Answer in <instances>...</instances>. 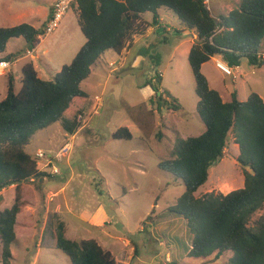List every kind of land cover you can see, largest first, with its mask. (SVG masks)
<instances>
[{
    "label": "rangeland",
    "instance_id": "rangeland-1",
    "mask_svg": "<svg viewBox=\"0 0 264 264\" xmlns=\"http://www.w3.org/2000/svg\"><path fill=\"white\" fill-rule=\"evenodd\" d=\"M56 1L0 0V28L26 23L43 31L46 16ZM240 2L210 0L208 5L218 18L228 16ZM162 14L169 16L164 17V26L171 27V32L160 30L157 39L152 36L143 41L137 36L139 40L132 49L127 48L131 49L129 55L107 51L90 82L81 84L89 99L56 124L38 131L26 147L33 157L37 152L60 155L65 146L69 151L53 159L49 168L44 161L38 164L47 176L30 183L29 202L23 214L32 217L34 233L20 237L13 245L11 264H72L55 247L52 235L59 219L68 225V239L95 240L123 264H226L227 255L219 261L214 256L205 260L189 257L192 235L185 219L169 210L184 194L185 185L159 166L169 159L178 141L199 136L206 127L197 113L198 96L188 61L197 34L185 30L170 11L164 9ZM144 19L151 21V13ZM86 42L78 22L77 4H73L59 28L47 36L33 56L39 55L52 70H59L72 63ZM26 43L22 38L12 39L6 52H14L16 57L28 55L32 49ZM260 53L264 56V39ZM156 56L159 61L154 60ZM31 60L35 58L28 57L0 72L4 75L0 78V100L12 75L7 74L21 75V69ZM240 68L241 74L234 70L236 78L225 76L211 64L202 72L210 87L220 90L224 101L230 100L234 90L243 101L251 93L264 100V65L257 68L243 60ZM45 71L44 80L54 78ZM20 79L17 77L18 88ZM148 80L153 84L160 80L156 86L176 99L181 110L175 112L157 102L152 86L146 85ZM141 105L144 107L139 109ZM119 128H127L133 139H113ZM238 156V146L230 133L225 157L210 168L208 181L196 197L212 192L227 195L240 189L244 174L237 163ZM54 168L60 175H52ZM223 185L232 187L226 189ZM15 195L16 186L5 189L0 211L12 207ZM262 216L264 208L253 215L250 226ZM1 254L0 242V264Z\"/></svg>",
    "mask_w": 264,
    "mask_h": 264
},
{
    "label": "trees",
    "instance_id": "trees-1",
    "mask_svg": "<svg viewBox=\"0 0 264 264\" xmlns=\"http://www.w3.org/2000/svg\"><path fill=\"white\" fill-rule=\"evenodd\" d=\"M77 9L87 42L72 63L52 80L39 78L32 63L25 65L19 88L10 75L7 96L0 101V191L16 186L12 207L0 211L1 263L11 264L13 245L34 233L32 217L23 215L29 186L47 176L26 147L38 131L56 124L89 99L81 84L107 51L122 55L135 37L156 24L159 10L165 9L179 18L185 30L197 34L188 61L198 96L197 113L206 127L203 134L178 141L169 159L159 166L185 185L184 194L169 210L185 219L192 235L189 257L205 260L214 256L219 261L227 255L226 264H264V216L250 226L253 215L264 208V100L251 93L242 101L234 90L230 100L224 101L202 72V66L215 57L231 68L240 67L243 60L257 68L264 65L260 53L264 0H241L228 16L218 18L205 0H79ZM147 13L153 15L152 24L143 19ZM42 35V30L26 23L0 28V55L12 39L23 38L33 49ZM14 57L9 54L3 59L12 61ZM156 84L146 82L156 101L180 111L177 100ZM230 133L239 146L237 163L243 169L244 186L227 195L212 192L196 197L208 181L210 168L225 157ZM112 138L130 141L133 136L127 128H119ZM66 228L59 219L52 236L56 249L72 264H123L95 240L68 239Z\"/></svg>",
    "mask_w": 264,
    "mask_h": 264
},
{
    "label": "crops",
    "instance_id": "crops-1",
    "mask_svg": "<svg viewBox=\"0 0 264 264\" xmlns=\"http://www.w3.org/2000/svg\"><path fill=\"white\" fill-rule=\"evenodd\" d=\"M163 10L164 9H161V10H159V12H158V14H159V18L157 19V22H156V24H153L151 27H149L148 29H147V31L145 32V34L144 35H142V36H139V38L141 39V41H143L144 39L145 40H150L151 38H152V36L153 37H159V35H158V32H160V30H163V31H165V32H171L172 31V28L171 27H165L164 26V23H165V18L164 17H169V16H167L166 14H162L163 13ZM169 12V11H168ZM51 13V12H50ZM50 13L46 16V22H47V20H48V18H49V16H50ZM172 13V12H171ZM146 15V14H145ZM144 15V16H145ZM152 15V14H151ZM144 16H143V19H144ZM145 20V19H144ZM148 24H152V22H153V15H152V19H151V21H148V20H145ZM34 28H37L36 27V25H34ZM47 38V37H40L39 38V40H38V42L39 43H37L38 45H37V47H35L34 49H32L31 51H30V53L31 54H29V52H28V55H25V56H18V57H14L13 58V60L12 61H7L8 63H10V68L9 69H7V71L8 70H10L13 66H15V64H17L18 62H20V61H22V60H26V58H28V57H31V58H35V60L34 61H36V62H34L33 60H31L29 63H32L33 64V66H34V68H35V70L37 71V73H38V76H39V78H41V79H45L46 78V76L47 75H45V70H47L48 71V73H49V75L50 76H56V74L57 73H59L60 71H61V69H59V70H52L51 68H50V66H49V64L47 63V62H45V61H43L42 59H41V57L39 56V55H34L33 56V54L37 51V49H38V47L45 41V39ZM23 39V38H22ZM157 39V38H156ZM14 40V39H13ZM24 40V39H23ZM134 41H132L130 44H129V46H128V48L129 47H131V49H132V47L136 44V42L139 40H137L136 39V37L133 39ZM25 41V40H24ZM26 42V41H25ZM193 43L194 42H192V45H193ZM9 44V43H8ZM27 44V43H26ZM153 43H151L150 45H152ZM192 45H191V47H192ZM26 46H28V44L26 45ZM8 47V46H7ZM130 49V50H131ZM130 50L129 49H126L124 52H123V54H122V56L123 55H129V52H130ZM9 54H13V55H15V53L13 52V53H9V52H5V53H3V54H1L0 55V58H1V60L0 61H3L4 59V57H6L7 55H9ZM77 55V54H76ZM75 56V55H74ZM73 56V57H74ZM76 57V56H75ZM74 57V58H75ZM101 60H102V58H101ZM101 60L99 61V63L101 62ZM4 61H6V60H4ZM216 61H222L219 57H215V58H212L209 62H207V63H205L203 66H202V68H204L206 65H208V64H211V66H213L215 69H217L216 68ZM28 63V64H29ZM63 67V66H62ZM98 66H93L92 67V73H91V75H90V77L88 78V79H86L83 83H88V81L90 82V80H91V76H92V74H94V72H95V70H96V68H97ZM21 73H22V69H21ZM239 73L241 74V68L239 67ZM10 74H12L14 77L16 76L13 72H9L7 75L9 76ZM205 74V73H204ZM43 75H44V77H43ZM206 75V74H205ZM4 76V75H3ZM3 76H1L0 75V78L1 77H3ZM17 77H19V78H21V75H19V76H17ZM17 77H15V80H16V84H18V80H17ZM206 77H207V75H206ZM50 77H47V79L46 80H52V79H49ZM209 81V80H208ZM226 88V87H225ZM4 89L6 90L5 91V95L3 96V98L1 99V100H3V99H5L6 98V96H7V90H8V81L6 82V86L4 87ZM227 89V88H226ZM228 90V89H227ZM238 91V90H237ZM218 92H220V90L218 91ZM233 92V91H232ZM231 92V93H232ZM221 94V93H220ZM241 99V98H240ZM0 100V101H1ZM243 101V100H242ZM238 146V145H237ZM238 149H239V146H238ZM54 176V175H53ZM241 185V188L244 186V183H241L240 184ZM222 187H225L226 189H229V188H231L232 186H225V185H223ZM4 191H5V189H4ZM3 191V192H4ZM3 192L2 193H0V197H3ZM58 196V195H57ZM56 196V197H57ZM54 200V199H53ZM57 210V209H56ZM59 210V209H58ZM96 224H98V226L99 227H101V226H103L101 223L99 224L98 222L96 223ZM68 226V225H67ZM19 241V240H18Z\"/></svg>",
    "mask_w": 264,
    "mask_h": 264
},
{
    "label": "built area",
    "instance_id": "built-area-1",
    "mask_svg": "<svg viewBox=\"0 0 264 264\" xmlns=\"http://www.w3.org/2000/svg\"><path fill=\"white\" fill-rule=\"evenodd\" d=\"M79 0H57L52 7L50 16L45 24L43 33L44 36L43 37H47L51 34H53L60 26L62 20L64 19V17L66 16V14L68 13V11L71 9L73 4H77ZM208 3H210V0H205V4L207 6V8L209 9V5ZM42 37V36H40ZM31 54V53H29ZM10 68V63H8L7 61H0V72H4L5 70ZM216 68L225 76H229V77H233L236 78V74L234 72V70H237V72L239 73V67L237 68H231L230 66H228L227 63L223 62V61H216ZM69 151V147L65 146L63 147L60 155H62V153H68ZM60 155H55L53 156L51 155H45L42 152H37L35 155V158L38 162V164L40 165V162H45L46 163V168L50 167L52 164L53 159H59ZM52 175L57 176L60 175V171L57 168H54Z\"/></svg>",
    "mask_w": 264,
    "mask_h": 264
},
{
    "label": "clouds",
    "instance_id": "clouds-1",
    "mask_svg": "<svg viewBox=\"0 0 264 264\" xmlns=\"http://www.w3.org/2000/svg\"><path fill=\"white\" fill-rule=\"evenodd\" d=\"M40 38V37H39Z\"/></svg>",
    "mask_w": 264,
    "mask_h": 264
}]
</instances>
